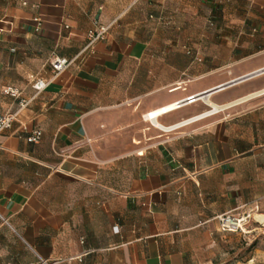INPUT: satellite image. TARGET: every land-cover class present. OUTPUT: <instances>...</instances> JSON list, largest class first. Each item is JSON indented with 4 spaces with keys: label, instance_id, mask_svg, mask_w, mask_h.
Returning <instances> with one entry per match:
<instances>
[{
    "label": "crops",
    "instance_id": "obj_1",
    "mask_svg": "<svg viewBox=\"0 0 264 264\" xmlns=\"http://www.w3.org/2000/svg\"><path fill=\"white\" fill-rule=\"evenodd\" d=\"M263 69L264 0H0V264L264 262Z\"/></svg>",
    "mask_w": 264,
    "mask_h": 264
},
{
    "label": "built area",
    "instance_id": "obj_2",
    "mask_svg": "<svg viewBox=\"0 0 264 264\" xmlns=\"http://www.w3.org/2000/svg\"><path fill=\"white\" fill-rule=\"evenodd\" d=\"M35 23H36L35 32L40 33L43 28V22L38 17L35 19ZM108 30H109V27L96 26L94 29L88 31L87 44L84 47L81 55H84L86 52L93 50L94 45L99 40L105 37ZM73 62H74L73 60H69L67 58L56 57L51 62V68H52L54 77H57L61 73L65 72L72 65ZM260 75H264V69L254 73L253 75L246 77L244 80L250 79L256 76H260ZM48 86H49V81H45L43 79H36L33 82L32 88L35 91V95L37 96L41 94L43 91H45L48 88ZM2 93L4 96L9 97L12 100L18 102L19 108L15 112L0 111V135L12 129L14 123L17 121L20 111L27 108L32 102V99L30 100L25 99L23 96V91L16 87H6L3 89ZM258 94L264 95V90L260 91ZM187 100L188 101L186 102L191 104V103H194L196 99L193 96V97L188 98ZM181 105L182 103L180 102L176 103L175 109L181 107ZM147 116L153 119L152 113L148 114ZM41 139H42V132L39 130L33 131L27 137V141L33 144L40 143ZM217 221L220 225V228L224 232H239V231L243 232L244 227L246 226V224L244 223L246 221V218L240 217V215L239 216H234L231 214L220 215L217 217Z\"/></svg>",
    "mask_w": 264,
    "mask_h": 264
},
{
    "label": "rangeland",
    "instance_id": "obj_3",
    "mask_svg": "<svg viewBox=\"0 0 264 264\" xmlns=\"http://www.w3.org/2000/svg\"><path fill=\"white\" fill-rule=\"evenodd\" d=\"M240 217L246 218V221L244 222L246 224V226L244 227V231L243 232L239 231V233L246 234L248 229L253 228V227H257V226L259 227L261 225L260 223L257 222L255 215L251 211L241 214ZM260 259H262V258H260ZM259 261L260 260H256L255 264H264V262L262 260L260 262ZM239 262L241 264H248L247 259H239ZM223 264H231V262L223 263ZM233 264H237V263H233Z\"/></svg>",
    "mask_w": 264,
    "mask_h": 264
},
{
    "label": "bare ground",
    "instance_id": "obj_4",
    "mask_svg": "<svg viewBox=\"0 0 264 264\" xmlns=\"http://www.w3.org/2000/svg\"><path fill=\"white\" fill-rule=\"evenodd\" d=\"M175 105H176V104H175ZM175 105H174L172 108L175 109V107H176ZM166 111H167V110H166ZM166 111L164 110L163 112H166ZM155 115H156V114H155ZM152 118L154 119V115H153V113H152Z\"/></svg>",
    "mask_w": 264,
    "mask_h": 264
}]
</instances>
